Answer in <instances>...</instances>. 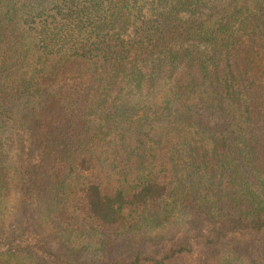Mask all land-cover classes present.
<instances>
[{"label": "trees", "instance_id": "obj_1", "mask_svg": "<svg viewBox=\"0 0 264 264\" xmlns=\"http://www.w3.org/2000/svg\"><path fill=\"white\" fill-rule=\"evenodd\" d=\"M0 264H264V0H0Z\"/></svg>", "mask_w": 264, "mask_h": 264}, {"label": "rangeland", "instance_id": "obj_2", "mask_svg": "<svg viewBox=\"0 0 264 264\" xmlns=\"http://www.w3.org/2000/svg\"><path fill=\"white\" fill-rule=\"evenodd\" d=\"M13 202H9V206L6 209V212L11 211V207L13 206ZM13 214L17 216V211L14 210ZM187 232V227L184 225H171L170 227L161 229V230H151L150 228H142L140 231L136 232V230L129 231L131 235L127 237V239L124 241L123 246L119 249V254H124V252H127V250L131 247L137 246V247H146L147 249H159V247L156 245V243L153 241L154 238L158 237L159 235L163 237L172 236V235H184ZM232 246L229 247H221L219 251L217 252V263H220L221 261H225L228 258L232 257H239L240 259L242 256L239 252L235 253ZM216 257V256H215Z\"/></svg>", "mask_w": 264, "mask_h": 264}]
</instances>
